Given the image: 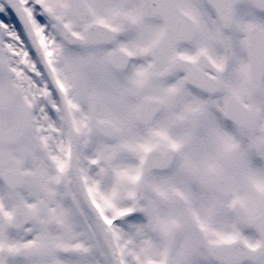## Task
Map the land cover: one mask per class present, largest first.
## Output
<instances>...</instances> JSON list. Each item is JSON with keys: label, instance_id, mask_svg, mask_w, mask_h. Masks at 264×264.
<instances>
[{"label": "snow or ice", "instance_id": "obj_1", "mask_svg": "<svg viewBox=\"0 0 264 264\" xmlns=\"http://www.w3.org/2000/svg\"><path fill=\"white\" fill-rule=\"evenodd\" d=\"M0 264H264V0H0Z\"/></svg>", "mask_w": 264, "mask_h": 264}]
</instances>
